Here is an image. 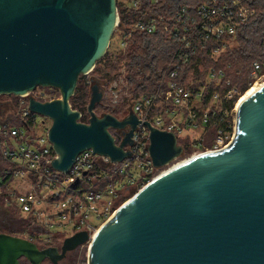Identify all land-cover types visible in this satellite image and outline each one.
I'll list each match as a JSON object with an SVG mask.
<instances>
[{"label":"water","instance_id":"1","mask_svg":"<svg viewBox=\"0 0 264 264\" xmlns=\"http://www.w3.org/2000/svg\"><path fill=\"white\" fill-rule=\"evenodd\" d=\"M117 27V0H0V95H27L31 111L51 120L57 170H69L89 149L113 162L131 155L125 147L138 124L132 106L120 119L98 115L105 89L97 81L90 87L88 122L70 103L80 76L106 55ZM38 87L60 96L37 100ZM146 125L156 168L183 156L175 132ZM123 126L129 129L117 143L110 129ZM187 159L140 188L92 238L80 231L61 246L40 247L0 233V264L23 258L62 264L87 242L88 264H264V83L238 105L227 147Z\"/></svg>","mask_w":264,"mask_h":264},{"label":"built area","instance_id":"2","mask_svg":"<svg viewBox=\"0 0 264 264\" xmlns=\"http://www.w3.org/2000/svg\"><path fill=\"white\" fill-rule=\"evenodd\" d=\"M123 3L131 8L137 6L138 1L127 0ZM254 15L255 9L248 4V0H206L197 7L181 6L170 15L138 20L130 30L117 27L115 31L122 36L118 42L119 49L126 47V38L133 32H160L176 43L186 60L190 55L205 50L217 57L231 46L240 25ZM179 69V63L170 62L161 73L155 91L133 95L131 106L138 124L132 137L133 144L125 147L131 155L118 162L89 149L76 157L69 170L55 169L53 160L57 155L48 138L49 127L38 138V144L28 141V133H33L32 124L37 118L30 109L29 96H15L14 102L3 103L10 105L12 110L0 123V161L3 164L0 171V199L6 208L28 216L31 223L36 225L38 233H31L25 238L53 243L56 232L68 229L76 230L75 233L87 231L92 238L100 226L116 213L119 206L115 204L122 191L131 185H146L160 171L164 172L173 165L174 162L164 168L155 167L149 151L150 130L147 121L159 129L175 132L178 138V134L183 136L186 131L204 127L197 120V111L201 113L204 123L208 122L210 116H219L222 124L213 146L205 145L203 134L193 141L191 147L194 150L189 157L223 149L232 142L239 101L234 100L237 88L226 92L216 88L204 104L203 94L207 84L197 86L199 81L194 78L183 81L179 77ZM252 77L264 83V58L254 63ZM223 78L222 70L210 69L208 72L207 80L217 85H221ZM120 79L123 80L122 77ZM40 88V95L32 93L37 100L47 101L55 97L47 93L46 88ZM126 94L129 95V92ZM233 103V109L229 108ZM118 136L121 141L123 136ZM103 219L107 220L97 225ZM39 242L36 243L40 247L57 246L41 245ZM85 245L90 246V242L82 246Z\"/></svg>","mask_w":264,"mask_h":264},{"label":"trees","instance_id":"3","mask_svg":"<svg viewBox=\"0 0 264 264\" xmlns=\"http://www.w3.org/2000/svg\"><path fill=\"white\" fill-rule=\"evenodd\" d=\"M137 1V6L130 8L122 1L117 0L120 29L130 30L138 20L157 15H170L181 6L197 7L206 0ZM248 4L255 9V15L248 22L240 25L233 45L222 51L217 57H214L209 50H205L190 55L188 60H186L176 43L160 32L136 31L126 38V47L124 49H119V51L115 52L110 47L106 55L96 64L94 70L99 75L96 78L99 83L102 80L104 81L102 86L105 89L114 79L119 80L121 75H125L126 81L131 85V94L123 97V103L117 105H109L105 102L107 100L104 99L96 106L95 111L100 115L111 113L115 116L124 117L128 113L131 105L130 100L133 95L137 96L140 93L155 91L158 87L161 73L172 61L181 65L179 77L183 81L194 78L195 81H199L197 86L207 84L203 94L204 104L208 102L212 91L216 88L222 92L237 88L238 92L235 94L234 100L241 99L250 87L249 83L251 82L249 81L252 80L254 63L264 58V0H248ZM100 64H103L106 69V74L103 76L104 79L100 76L98 67ZM122 69H125L123 73L121 72ZM210 69L224 72L221 85L207 80ZM93 78L91 79L94 80ZM88 81L86 75L80 76L76 93L70 100L72 108L81 112L82 122H88L89 119L87 105L90 100L91 85ZM46 91L49 94L56 95L55 89L46 88ZM14 99L15 96H13ZM3 105L0 100V107ZM233 105L234 103L230 104L229 108H232ZM197 112V120L204 127L195 131L189 130L182 136L181 141L179 139V144H182L185 149V154L180 159L189 157L194 150L191 145L195 140L196 132H201L202 135L205 134V145L212 147L216 133L222 124L219 116H210L208 122L204 123L201 113ZM116 138L117 143H119L120 137L117 135ZM128 189L129 187L125 189L126 191L122 194L121 200L115 204L117 207L126 200L129 193V197H131L132 192L136 190L135 187ZM31 226L30 219L16 215L7 209L0 200V233L25 237L28 231L32 229ZM21 264L29 263L23 258L21 259ZM44 264H50V262Z\"/></svg>","mask_w":264,"mask_h":264},{"label":"rangeland","instance_id":"4","mask_svg":"<svg viewBox=\"0 0 264 264\" xmlns=\"http://www.w3.org/2000/svg\"><path fill=\"white\" fill-rule=\"evenodd\" d=\"M119 1H122V2H126L127 0H119ZM121 35L119 34V32L118 31H115V33H114V35H113V37H112V40H111V45H110V47H111V49L112 50H114L115 52L116 51H119V41H120V39H121ZM234 42V41H233ZM232 42V43H233ZM231 43V45H233ZM109 47V48H110ZM109 50V49H108ZM96 67V66H95ZM99 72H100V76H101V78L102 79H104L103 78V76L106 74V69L104 68V65L103 64H100L99 66ZM95 69V68H94ZM93 69V71H91L89 74H87L86 76H87V79L89 80L88 82L90 83V85L91 84H93L95 81H97V82H99L98 80H97V78H96V76L98 75L97 73H96V71ZM125 71V69H122L121 70V72L123 73ZM99 76V75H98ZM92 77H94L93 79L94 80H92L91 78ZM121 77H122V79L123 80H116V79H114L109 85H108V87L107 88H105V95H104V99H106L107 101H105L107 104H111V105H117V104H122L123 103V100H122V98L123 97H125V96H128L126 93L127 92H129V95H130V88H131V85H129L128 84V82L126 81V78H125V75H121ZM98 79H100V78H98ZM91 80V81H90ZM104 81L102 80V81H100V85H102V83H103ZM249 82H251V83H249L250 84V87H251V85H255L256 84V82L257 83H261L260 81H256V80H254V78L252 77V80L251 81H249ZM249 87V88H250ZM39 89H41L40 87H38L36 90H39ZM36 90L34 91V93H33V95H36V93L37 94H41V90H39V91H37L36 92ZM56 90V89H55ZM248 90V89H247ZM47 93H49L48 91H47ZM51 94V93H50ZM244 94V93H243ZM242 94V95H243ZM58 95V96H57ZM241 95V96H242ZM13 96H15V95H6V94H4V95H0V100L3 102V103H5L6 101L8 102V103H11V102H14V100H13ZM60 96V94H59V91L58 90H56V95H55V97L54 98H57V97H59ZM103 99V100H104ZM240 99V98H239ZM131 101V100H130ZM5 106H3V107H6V109H4L2 112H1V114H0V123L1 122H4L5 121V116L6 115H10V111L12 110L11 109V106L10 105H8V104H4ZM10 106V107H9ZM131 106V105H130ZM130 108V107H129ZM233 109V108H232ZM231 111V110H230ZM98 114V113H97ZM35 115L37 116V118H36V120L34 121V123L32 124V131H33V133H28V141H31L32 143H36V144H38V138L40 137V136H42L44 133H45V131H46V128H48V127H50V125H51V120L48 118V117H46V116H43V115H41V114H38V113H35ZM98 115H100V114H98ZM230 120H232V117L230 118ZM11 122H14V121H11ZM14 124H19V123H14ZM186 132H188V131H186ZM232 133H233V130H232V132H231V135H232ZM196 134V137L195 138H197V137H200V136H202V134H201V132H196L195 133ZM230 135V136H231ZM181 138H182V135L181 134H178V141H179V139H180V141H181ZM214 138V137H213ZM193 152V151H192ZM191 152V153H192ZM182 157V156H181ZM189 158V157H188ZM185 159H187V157H185V158H183V159H178V160H175L174 161V163H173V165L175 164V163H177V162H180V161H182V160H185ZM171 165V164H170ZM0 168L2 169V167H3V164L1 163V161H0ZM172 166V165H171ZM170 166V167H171ZM169 167V168H170ZM168 169V168H167ZM159 170V169H158ZM164 170H166V169H164ZM163 171V170H162ZM162 171H160V172H162ZM159 172V173H160ZM147 183V182H146ZM145 184V183H144ZM143 185H138V186H134V185H131L130 187H129V189H131V188H133V187H135V191L134 192H132V196L139 190V188H141ZM128 189V190H129ZM124 191H126V190H124ZM124 191H122L121 192V194H120V197L117 199V202H119L120 200H121V197H122V194L124 193ZM131 191V190H130ZM130 194V193H129ZM129 194L127 195L128 197H126V200H128L129 198H131V197H129ZM1 200V199H0ZM125 200V201H126ZM3 203V202H2ZM7 209H9V208H7ZM9 210H11L13 213H15L16 215H18V216H22V215H20L15 209H9ZM22 217H25V218H27L28 216H22ZM105 219H103V220H101V221H99V222H97V225H100V224H102L103 222H105L104 221ZM31 230H29L28 231V233L26 234V236L25 237H28L29 236V234H31V233H33V234H35V232H37V228H36V225H34V224H32V226H31ZM37 229V230H36ZM33 230V231H32ZM76 232V230H73V229H68V230H62V231H58V232H56L55 233V235H56V239L54 240V242L53 243H40L39 241H36V242H39V244H41V245H46V244H54V245H57V246H61L62 244H63V242H64V240H65V238L66 237H68V236H71L72 234H74ZM38 233V232H37ZM88 250H89V246L88 245H85V246H80V247H78L77 248V250H75V251H72V252H70V253H68V255H67V257H66V259H64L63 261H62V264H88ZM77 255V256H76Z\"/></svg>","mask_w":264,"mask_h":264},{"label":"bare ground","instance_id":"5","mask_svg":"<svg viewBox=\"0 0 264 264\" xmlns=\"http://www.w3.org/2000/svg\"><path fill=\"white\" fill-rule=\"evenodd\" d=\"M262 84L261 83H256L255 85H251V87L246 91V93L241 97V99L238 101L237 106L244 100L246 99L248 96H250L251 94H253ZM196 156V155H195ZM194 157V156H193ZM191 158V157H189ZM188 160V159H187ZM187 160H182L179 163H175L174 165H172L171 167L175 166V165H180L183 161L186 162ZM166 171V170H165ZM163 172V171H162ZM161 172V173H162Z\"/></svg>","mask_w":264,"mask_h":264},{"label":"flooded vegetation","instance_id":"6","mask_svg":"<svg viewBox=\"0 0 264 264\" xmlns=\"http://www.w3.org/2000/svg\"><path fill=\"white\" fill-rule=\"evenodd\" d=\"M5 108L4 107H0V112H2L3 110H4ZM117 118H122V117H120V116H116ZM128 129H129V127L128 126H123V127H121V128H119L118 130L117 129H110L111 130V132L113 133V135H115V137H117V135H122L123 133H125L126 131H128ZM117 139V138H116ZM66 259V258H65ZM64 260V259H63ZM48 262H50L48 259H46L44 262H43V264L44 263H48ZM61 263H62V261H61ZM50 264H52L51 262H50Z\"/></svg>","mask_w":264,"mask_h":264}]
</instances>
